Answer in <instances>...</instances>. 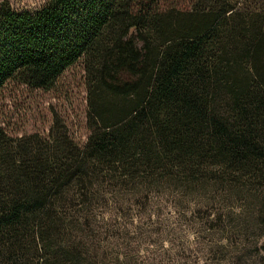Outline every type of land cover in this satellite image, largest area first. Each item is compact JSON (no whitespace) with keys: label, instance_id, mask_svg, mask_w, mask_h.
Returning a JSON list of instances; mask_svg holds the SVG:
<instances>
[{"label":"trees","instance_id":"16d2710c","mask_svg":"<svg viewBox=\"0 0 264 264\" xmlns=\"http://www.w3.org/2000/svg\"><path fill=\"white\" fill-rule=\"evenodd\" d=\"M163 1H0V92L52 91L80 65L90 130L80 146L0 125V264H101L113 185L216 181L264 217V0Z\"/></svg>","mask_w":264,"mask_h":264},{"label":"rangeland","instance_id":"374dc122","mask_svg":"<svg viewBox=\"0 0 264 264\" xmlns=\"http://www.w3.org/2000/svg\"><path fill=\"white\" fill-rule=\"evenodd\" d=\"M10 1L27 9L44 2ZM163 4L190 10L195 0ZM87 97L80 65L52 91L9 84L0 92V125L13 137H47L55 128L83 146L90 135ZM106 199L91 231L101 264H264V217L255 192L216 181L189 188L163 181L113 185Z\"/></svg>","mask_w":264,"mask_h":264}]
</instances>
